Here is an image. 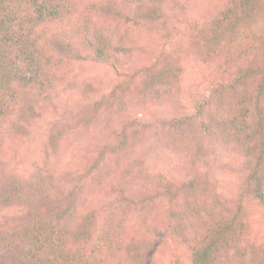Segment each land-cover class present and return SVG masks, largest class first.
I'll list each match as a JSON object with an SVG mask.
<instances>
[{
    "label": "trees",
    "instance_id": "16d2710c",
    "mask_svg": "<svg viewBox=\"0 0 264 264\" xmlns=\"http://www.w3.org/2000/svg\"><path fill=\"white\" fill-rule=\"evenodd\" d=\"M126 1L131 12L106 0L100 15L82 0H0V264H158L161 247L168 264H184L183 253L187 264H264V241L252 239L245 217L248 206L264 207V22L251 27L263 0H224L183 25L170 22L192 0ZM139 28L157 41L145 64L131 40ZM186 53L210 79L201 74L207 86L192 113L129 115L150 97L182 93ZM84 60L108 64L120 80L52 120L40 159L18 174L4 139L28 133L39 100L87 96L70 77ZM149 132L178 155L174 173L151 172L138 156L126 162ZM67 135L82 149L60 165ZM204 138L236 155L217 166L233 176L230 195L209 174ZM99 193L106 198L92 204Z\"/></svg>",
    "mask_w": 264,
    "mask_h": 264
},
{
    "label": "rangeland",
    "instance_id": "374dc122",
    "mask_svg": "<svg viewBox=\"0 0 264 264\" xmlns=\"http://www.w3.org/2000/svg\"><path fill=\"white\" fill-rule=\"evenodd\" d=\"M104 1L106 0H82L83 4L88 7H93L100 15L105 13ZM118 9H126L131 12L133 9V3L127 2L126 0H116ZM224 0H192L187 6L182 8L180 11L175 13V19L170 23L175 25H183L188 22H202L208 19L213 13H215L221 7ZM102 11V12H101ZM259 11V12H258ZM257 14L251 20V27L254 28L256 25L264 22V0L262 1L261 7ZM132 44L137 47L140 45L143 49V53H136V58L139 63H149L153 61V52L148 53L146 51V45L155 46L157 41L150 43L147 34L142 28H139L131 36ZM160 45V43H158ZM172 46H167L166 49H171ZM138 48V47H137ZM159 47L154 48V51H158ZM151 50L153 48H150ZM184 57V59H183ZM183 74L182 82L180 81L179 90L182 93H178L173 96L166 95L165 88H161L162 94L169 97V100H158L151 98V105L142 107L137 106L131 110L129 115L141 118L144 121L153 120L155 118H170L173 116H180L182 114L192 113V100L194 97L203 92L207 81H210L208 74L203 66H200L194 59L186 54L180 55ZM137 62V60H132ZM131 65V64H130ZM73 72H70V77L78 78L79 88L85 92H88L87 96H84L78 90L56 95L54 98L39 100L36 108L38 110L37 117H33L29 124V131L23 136L9 135L4 139L2 149H4V158L8 163V166L17 172L18 174H26L32 164L40 159L41 149H44L45 141L47 138V128L49 124L55 118L60 117V114L64 109L70 108V111L75 113L85 101L92 100V98L98 97L101 93L109 91L112 86L120 80V75L113 68L106 63H97L88 60L77 61L73 63ZM211 77H212V70ZM206 74L208 80L203 81L201 74ZM209 73V72H208ZM134 95H131L133 97ZM138 97H136V100ZM69 115V114H68ZM82 122H97L96 117H90V114H84L79 117ZM117 122V120H115ZM75 123V119L74 122ZM158 133H162L158 130ZM205 139V138H204ZM206 147L211 151L209 168L212 173H209L211 177H215L217 180V187L223 191L226 195H230L233 191V176L227 172H223L217 166L225 161H231L236 158L233 153L225 152L219 147L217 143L211 140L205 139ZM79 143L76 141V137L73 135H67L60 143L57 149L59 150V156L61 157V164L65 165L69 160L70 156L67 154L71 149L73 153L78 152L75 149H82L78 146ZM66 151V152H65ZM65 152V153H64ZM64 153V154H63ZM67 154L63 157V155ZM143 159L144 165L149 171L154 172L156 170H162L174 173L175 163L177 162L178 155L172 153L167 147L156 139L152 132L147 134L145 141L138 145L134 151L133 156L131 155L130 162L134 157ZM228 161V162H229ZM106 196L103 194H97L91 201L92 204H96L100 199H105ZM245 217L249 223L250 236L256 242L264 241V207L258 205H250L247 207ZM3 221L0 219V222ZM184 264L188 263L187 254L183 253ZM155 258L158 264H168V256L166 248H159L155 254Z\"/></svg>",
    "mask_w": 264,
    "mask_h": 264
}]
</instances>
